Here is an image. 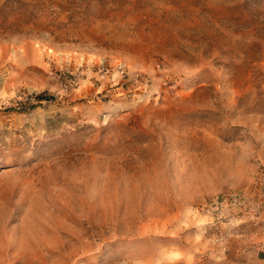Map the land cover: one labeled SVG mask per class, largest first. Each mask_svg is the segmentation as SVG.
<instances>
[{
	"label": "rangeland",
	"instance_id": "1",
	"mask_svg": "<svg viewBox=\"0 0 264 264\" xmlns=\"http://www.w3.org/2000/svg\"><path fill=\"white\" fill-rule=\"evenodd\" d=\"M0 264H264V0H0Z\"/></svg>",
	"mask_w": 264,
	"mask_h": 264
},
{
	"label": "trees",
	"instance_id": "2",
	"mask_svg": "<svg viewBox=\"0 0 264 264\" xmlns=\"http://www.w3.org/2000/svg\"><path fill=\"white\" fill-rule=\"evenodd\" d=\"M42 96H43L42 94H38V95H36V98L39 99Z\"/></svg>",
	"mask_w": 264,
	"mask_h": 264
}]
</instances>
